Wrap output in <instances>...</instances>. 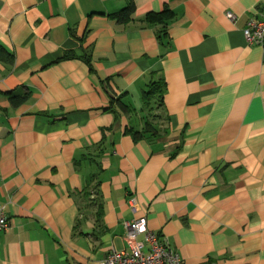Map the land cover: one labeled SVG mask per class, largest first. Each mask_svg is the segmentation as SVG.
<instances>
[{"label": "crops", "instance_id": "crops-1", "mask_svg": "<svg viewBox=\"0 0 264 264\" xmlns=\"http://www.w3.org/2000/svg\"><path fill=\"white\" fill-rule=\"evenodd\" d=\"M128 1L0 0V264H99L140 218L186 264H264V49L243 33L264 0H133L112 16ZM158 75L159 134L134 141ZM91 174L100 222L80 198Z\"/></svg>", "mask_w": 264, "mask_h": 264}, {"label": "built area", "instance_id": "built-area-1", "mask_svg": "<svg viewBox=\"0 0 264 264\" xmlns=\"http://www.w3.org/2000/svg\"><path fill=\"white\" fill-rule=\"evenodd\" d=\"M227 17L233 20L235 15L228 12ZM243 33L248 44H257L264 49V17L248 20ZM130 202L134 204V200ZM123 225L125 249L120 251L112 249L99 264H186L165 238L147 230L144 218L124 222ZM10 226L11 222L5 214V207L0 204V232L6 231ZM140 234L143 235V241L138 239ZM200 264L217 263L205 261Z\"/></svg>", "mask_w": 264, "mask_h": 264}, {"label": "trees", "instance_id": "trees-1", "mask_svg": "<svg viewBox=\"0 0 264 264\" xmlns=\"http://www.w3.org/2000/svg\"><path fill=\"white\" fill-rule=\"evenodd\" d=\"M134 11V3L133 0H129L127 2V5L120 9L118 12L113 13L112 16H118L121 21L129 19L130 15ZM168 11H163L159 13H149L147 15V18H151V20L163 18L165 13ZM75 54L72 52H66L65 57H74ZM0 61L6 64H11L13 62V55L8 52L4 47L0 45ZM166 83L164 78L161 75H158L156 77H152L147 84L146 88L142 91V99L145 104V107L149 111V117L141 130H136L132 128L126 129V133L130 134L132 139L134 141H139L141 139H150L155 138L159 134V128H157L156 122L159 121V118L161 117L160 114L154 113L153 111L157 109H161L163 103V95L165 93ZM29 90L28 88H23L22 91H13L6 93L8 100L10 104L13 107H17L24 103L28 97H29ZM115 103L117 104V107L119 110L123 113H129L131 109L124 104L120 98L115 99ZM157 120V121H156ZM97 174H91L87 182L85 184V187L83 188L82 192H80V198L81 200H88L89 205H96L97 212H96V220L97 222H100V217L102 214L101 211V204L100 199L97 193ZM93 198H90L91 195ZM76 228V226H75Z\"/></svg>", "mask_w": 264, "mask_h": 264}, {"label": "rangeland", "instance_id": "rangeland-1", "mask_svg": "<svg viewBox=\"0 0 264 264\" xmlns=\"http://www.w3.org/2000/svg\"><path fill=\"white\" fill-rule=\"evenodd\" d=\"M154 113H157V114H161V109H157V110H155V111H153ZM92 197L93 196H95L94 194L93 195H91Z\"/></svg>", "mask_w": 264, "mask_h": 264}]
</instances>
